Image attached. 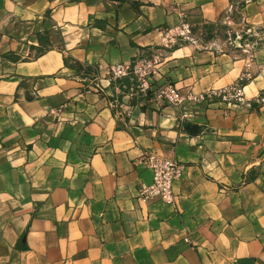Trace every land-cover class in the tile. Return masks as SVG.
I'll return each instance as SVG.
<instances>
[{
    "label": "crops",
    "instance_id": "0c3cea01",
    "mask_svg": "<svg viewBox=\"0 0 264 264\" xmlns=\"http://www.w3.org/2000/svg\"><path fill=\"white\" fill-rule=\"evenodd\" d=\"M224 8L0 0V264H264V38L163 43ZM149 51L156 87L245 102L116 93L109 66ZM146 153L183 164L174 204L138 198Z\"/></svg>",
    "mask_w": 264,
    "mask_h": 264
},
{
    "label": "built area",
    "instance_id": "2783aa9c",
    "mask_svg": "<svg viewBox=\"0 0 264 264\" xmlns=\"http://www.w3.org/2000/svg\"><path fill=\"white\" fill-rule=\"evenodd\" d=\"M174 29L167 32L164 45L175 46L180 40H190L186 34V28ZM161 56L149 51L133 58L128 63L113 64L108 68V81L115 86L116 93L129 99L151 98L164 102L173 108H187L210 102L214 99L227 104H243L245 102L244 91L241 84H234L221 89H211L200 93L192 91L184 93L174 84L156 87L154 77L158 72ZM109 83V84H110ZM120 115L128 111L122 109ZM185 118V113L182 114ZM152 173V181L148 185H142L138 190V198L145 201L158 200L172 205L175 202L173 184L182 175L184 166L178 161L165 159L151 153L142 155L139 159Z\"/></svg>",
    "mask_w": 264,
    "mask_h": 264
},
{
    "label": "rangeland",
    "instance_id": "374dc122",
    "mask_svg": "<svg viewBox=\"0 0 264 264\" xmlns=\"http://www.w3.org/2000/svg\"><path fill=\"white\" fill-rule=\"evenodd\" d=\"M225 8L213 21L187 25L186 34L201 42L221 40L223 43L264 38V0H222ZM263 40V39H261ZM237 44V43H236Z\"/></svg>",
    "mask_w": 264,
    "mask_h": 264
}]
</instances>
